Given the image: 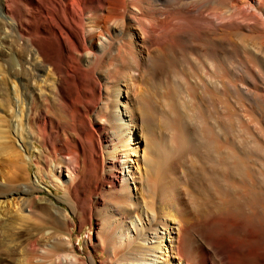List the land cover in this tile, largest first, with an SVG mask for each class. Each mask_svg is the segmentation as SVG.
Returning a JSON list of instances; mask_svg holds the SVG:
<instances>
[{
	"label": "bare ground",
	"instance_id": "obj_1",
	"mask_svg": "<svg viewBox=\"0 0 264 264\" xmlns=\"http://www.w3.org/2000/svg\"><path fill=\"white\" fill-rule=\"evenodd\" d=\"M263 111L264 0H0V264H264Z\"/></svg>",
	"mask_w": 264,
	"mask_h": 264
},
{
	"label": "rangeland",
	"instance_id": "obj_2",
	"mask_svg": "<svg viewBox=\"0 0 264 264\" xmlns=\"http://www.w3.org/2000/svg\"><path fill=\"white\" fill-rule=\"evenodd\" d=\"M127 32L129 33L130 31H129V29L127 30ZM131 33V32H130ZM128 69L126 68V71H127ZM152 78L151 77H149L148 78V81L149 82H151L152 80H151ZM112 87H115L116 89L118 88V86L116 85V84H112ZM134 103H135V100H134ZM137 105L136 104H134L133 105V108H135V115H139V113L136 111L137 110V107H136ZM115 108H117L116 110L121 114V112H123V108H122V106L120 105H118L117 107H115ZM166 113H168L169 115L171 114V115H173V113H171L170 111H168V112H166ZM263 114H264V111H263ZM173 116H174V118H173ZM173 116H171V119H174V120H172L174 123H176V120H177V116H175V115H173ZM176 117V118H175ZM262 118H264V116H261ZM260 117V118H261ZM176 119V120H175ZM264 127V124L263 125H261V127ZM158 126H156V128H157ZM157 129H159V127L157 128ZM262 129H264V128H262ZM165 134H167L166 136V138H171L172 139V137H176V135L174 134V132L173 133H171L172 134V137H171V134H170V131H169V134H168V132L167 133H164L163 135H164V137H165ZM173 134H174V136H173ZM264 135V130H263V134L261 135V137H264L263 136ZM153 136H154V138L155 139H158V137H160V135H159V133L157 132V131H155L154 133H153ZM163 137V136H162ZM172 139L173 141H171V139H170V145H172L173 146V148L175 147V145H174V141H175V139ZM141 139H142V136L141 135H139V133L137 134L136 133V135H135V138H134V141H133V144H134V146L135 145H137L138 144V154H141L142 155V150H143V148H141L140 149V146H139V143L141 142ZM172 143V144H171ZM141 144V143H140ZM135 148V147H134ZM136 149V148H135ZM33 150H36V148H33ZM177 157L178 156H175V155H173L171 158H170V160L167 162V164H168V167L166 166V168L167 169H169L168 171H167V173H169V174H171V175H173V176H175V177H173L172 176V178H175L176 180V182L178 183V182H180L181 184H183L184 185V188H185V186H187V183H186V181H185V177H183V174H182V168L184 167V162L182 163L181 161V164H180V162H179V158L177 159ZM126 158L128 159V166H129V170L130 171H132V173H134V175L135 176H138L139 174H140V171H142V163H141V161H139V158H141V156L138 158L137 156H129V155H127L126 156ZM171 166H172V168H171ZM178 167V168H176V167ZM175 167V168H174ZM176 169V171L174 170V171H172V169ZM126 170H127V168H126ZM171 170V171H170ZM179 170V171H178ZM26 171H27V173H28V175H30V177H31V179L33 180L35 177H36V175H38V169H37V165L34 163V160H33V158L31 159V161L28 163V165H27V167H26ZM171 172H173V173H171ZM175 172H176V174H175ZM179 172H181V173H179ZM178 174H180V176H178ZM170 176V175H169ZM178 176V177H177ZM180 177V178H179ZM182 177V178H181ZM99 179V178H98ZM177 179H179V180H177ZM169 180H171V179H169ZM182 181V182H181ZM178 184V185H180L182 188H183V186L181 185V184ZM43 187H44V189H45V194L48 196V197H50V198H52V199H56V197H60L61 195H62V192L61 191H58V190H56L52 185H51V183L49 182V181H46V182H44L43 183ZM131 187L133 188L134 187V185H132V183H131ZM181 187H179V189H178V193L182 190L181 189ZM48 190H50V193L48 192ZM47 191V192H46ZM133 191L135 192V189H133ZM182 192V194L180 193V195L181 196H179L180 198H177V199H174L175 200V203H172V204H170L169 206H167V207H165L164 208V211H166V212H171V213H173L174 214V212L176 211V209H180V210H182L183 208H181V207H183L184 205H185V203H186V198H184L185 196H184V194H183V191H181ZM179 200V201H178ZM184 200V201H183ZM178 202V203H177ZM184 204V205H183ZM183 205V206H182ZM180 210H178L179 211V213H181L180 212ZM169 212V214H171ZM177 212V211H176ZM172 215V214H171ZM34 222V220H30L28 223H30V224H32ZM36 222L37 223H39L38 222V220H36ZM42 221L40 220V223H41ZM93 223H92V225H89L88 223H83L82 224V226L81 227H79V225H78V223H77V221H76V225L74 226V227H72V241H73V243L75 244V246H76V250H77V254L79 255V256H81V257H84L85 256V253H87V252H89L90 254H92L93 256H94V259H95V261H96V263H98L100 260H104V259H106V257H107V255H106V253L105 252H103V251H100L99 249L98 250H92L91 249V247H89V246H86L85 245V241L89 238V237H91L92 238V240H95V238H96V232H97V229H98V225L95 223V220H93L92 221ZM171 224L173 225V221H171ZM175 225V224H174ZM212 226H210V225H206V222L205 223H203V221H201V222H199V223H197L196 225H195V229H194V235H197L196 233H198V235L200 234V235H204L203 233H207L208 231H210L211 230V232H213V233H216V232H222V233H228L229 231H232L231 229H230V227H231V225H230V223H228L226 220H225V218H224V220L222 219V220H220V221H217V222H215V223H213V224H211ZM230 229V230H229ZM159 230H160V232H162V233H164V229L163 228H161V226H160V228H159ZM207 231V232H206ZM201 232H202V234H201ZM230 234H232L233 235V233H231V232H229ZM96 241H97V238H96ZM152 241H155V240H152ZM157 242H158V240H157ZM264 243V241L262 242V244ZM156 243L154 242V243H150V246L152 245H155ZM160 246L162 247V250L159 252L158 251V253L157 252H155V253H153V256H154V258H157V257H159V258H157V260L158 261H160V262H164V263H166V261H165V258L167 257V255H168V258H169V254H170V250H169V237L168 236H166V234L164 235V239L162 240V242H160ZM95 251V252H94ZM166 251V252H165ZM163 252V253H162ZM165 252V253H164ZM157 254V255H156ZM163 254V255H162ZM106 256V257H105ZM105 257V258H104ZM15 258H17V256L16 255H10L9 256V258H5V260H4V264H16L15 262H14V260L13 259H15ZM99 260V261H98ZM73 264H84V262H75V263H73Z\"/></svg>",
	"mask_w": 264,
	"mask_h": 264
}]
</instances>
